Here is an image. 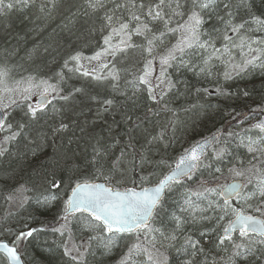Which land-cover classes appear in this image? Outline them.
Instances as JSON below:
<instances>
[{"label":"snow or ice","instance_id":"1","mask_svg":"<svg viewBox=\"0 0 264 264\" xmlns=\"http://www.w3.org/2000/svg\"><path fill=\"white\" fill-rule=\"evenodd\" d=\"M252 9L249 0H0V24L18 12L21 23L37 32L58 16L60 32L71 38L58 68L20 79L15 76L22 66L10 64L17 49L3 50L0 159L12 156L4 145L23 142L25 151L17 158L39 161L29 164L28 179L5 199L21 208L59 207V227L52 231L61 237L71 239L69 225L86 231L87 241L71 248L62 243L73 264H87V255L110 254L122 243L126 251L119 264H264V120L243 132L218 129L185 149L174 166L155 159L158 147L170 142L169 129L174 134L177 122L185 123L172 107L181 86L184 96L191 95L184 73L212 79L222 66L227 82L264 71V16ZM93 40L97 50L85 56L83 47ZM52 50L58 48L34 45L25 52L35 64ZM74 77L94 87L68 86ZM195 92L198 99L238 95L218 81L214 93ZM77 101L81 114L96 106L93 123H105L107 135H67L73 124L67 113L77 111ZM210 107L182 106L194 115ZM15 112L22 113L19 120ZM233 120L242 125L245 116L238 113ZM240 148L245 159L239 158ZM225 161L232 183L200 179L207 171L215 180ZM254 199L260 217L246 213ZM45 230L26 222L10 242L0 241V264H22L20 246ZM214 250L224 255L210 258Z\"/></svg>","mask_w":264,"mask_h":264},{"label":"trees","instance_id":"2","mask_svg":"<svg viewBox=\"0 0 264 264\" xmlns=\"http://www.w3.org/2000/svg\"><path fill=\"white\" fill-rule=\"evenodd\" d=\"M253 6V11L258 16H264V0H249ZM243 14V13H242ZM21 14L16 12L10 14L8 21L0 24V59H3V50L5 48H16L17 53L10 59V64L15 67L21 65L22 69L16 74L15 78L20 79L21 76H27L29 72H40L45 74L49 72V69L58 68L62 62L61 57L65 56L70 50L71 46L68 41L71 39L66 33H61L58 25L59 17H55L52 21H49L43 31L33 32L31 26L21 23ZM214 22V21H213ZM11 24V27L8 24ZM211 25L209 24L208 27ZM74 42V41H73ZM34 45L43 47L48 46L52 50L51 54L42 55L35 64L28 61L25 50H31ZM96 41L93 40L89 46L83 47V53L85 56L92 55L96 51ZM55 57V60H53ZM86 63V62H85ZM95 63V62H94ZM26 69V71H25ZM137 69L136 71H138ZM224 71L222 66H218L216 76L212 79L198 78L191 73H184L183 79L191 86V95L184 96V88L181 86L182 95L172 105L177 110V114L181 121L185 123L177 122L175 132L173 134L172 129H169L170 142L167 147L160 145L155 154V159L161 158L168 161V163L174 165L175 158L184 152L189 146L198 141L200 138L206 137L209 134L217 133L218 129L223 130L227 128L229 132H243L244 129L251 127L253 121L262 116L259 112L260 109H264V71L255 69L244 75L242 78H236L232 81H224L222 72ZM217 81L225 88L230 89L234 95L231 98L217 97L215 94L203 95L201 98H197L196 89L208 88L213 93L217 87ZM83 86L87 90H92L93 84H89L85 78H73L68 81V86ZM101 96L107 94L106 90L98 89ZM247 91L249 95L245 97L242 93ZM57 106L62 103L59 101H53ZM193 103H201L208 105L210 108H206L201 111L199 115L193 113H185L182 106H187ZM78 108L75 113L68 112L67 117L73 122L72 130L67 134L72 136L75 133V137L79 138L84 136L87 138V134L93 135H107V127L103 122L93 123V117L96 112V106L91 107V111L88 108H84V114L79 112V101H77ZM51 107V106H49ZM253 109L257 112L253 113ZM245 116V122L240 125L237 121L233 120V117L237 114ZM22 113L15 112L16 120H19ZM106 120L110 123L112 120L111 115L106 117ZM79 122V126L77 124ZM80 127L85 128V132L80 131ZM117 131L122 132L121 129ZM255 137V135H254ZM226 138V133L225 137ZM239 141H237L238 143ZM8 147L12 152V156L0 159V227L9 229L10 231H0V240L10 242L14 236L12 233L22 228L24 223H29L30 227L45 228L46 234L50 229L55 228L58 225V212L59 207L53 209L37 208L35 205L25 206L24 208H18L14 212L9 211L5 205V197L13 192L16 186L23 184L28 179V173L30 172L29 164L39 163V161H33L29 155L27 159L21 160L17 158V152L23 154L25 151L24 143L19 145L9 144ZM219 147V145H216ZM235 148V145H233ZM50 153L52 149L48 150ZM212 151V149H211ZM210 151V152H211ZM239 158L245 159L247 152L244 148L237 150ZM224 171L220 174H216L215 180L213 176L207 171L200 176L201 180L208 179L213 183L226 184L230 173L228 172V162L220 165ZM151 170V169H150ZM199 175V173H197ZM157 176L152 177V181L155 182ZM101 182V181H97ZM184 183H191L190 181H184ZM132 187L129 183L127 185H117L121 190L123 188ZM251 187V186H250ZM29 195H31L29 193ZM258 199V198H257ZM256 199V200H257ZM171 203V201H170ZM258 204L255 205V210ZM11 213V215H9ZM258 214H260L258 212ZM5 217L7 220L5 222ZM72 238L75 242H85L88 239V233L82 231L80 227L71 225ZM48 235V234H47ZM56 240L47 239L43 232L37 234V237L32 240H26L20 246V253L24 259L25 264H73V261L63 255L62 250L59 248ZM23 249V251H22ZM126 251L124 244L114 248L110 254L100 255L99 252L95 256L87 255V264H117L116 260L121 257L122 253ZM223 252L213 251L210 254L215 256L216 259L223 256ZM1 258V257H0ZM144 264H146V259Z\"/></svg>","mask_w":264,"mask_h":264},{"label":"rangeland","instance_id":"3","mask_svg":"<svg viewBox=\"0 0 264 264\" xmlns=\"http://www.w3.org/2000/svg\"><path fill=\"white\" fill-rule=\"evenodd\" d=\"M158 67H157V72H158ZM33 99H35V97H33ZM254 135H256V133L254 134ZM6 145H4V147H5ZM228 182L229 181H233L235 178L230 174L229 175V177H228ZM227 182V183H228ZM13 192H14V190H13ZM257 204V200L256 199H254V200H252V201H250L249 202V205L248 206H246V213L247 214H252V215H260V214H258V212L255 210V205ZM4 207H8V210L9 211H12V212H14L15 210H17L18 208H20V206H19V204L18 203H9L7 200L5 201V205H4ZM59 223L60 222H58V225L56 226V227H59ZM55 227V228H56ZM71 227V225H69V228ZM49 233H52L54 236H56L57 237V239H58V244L59 245H61L60 247H61V249H62V252H63V246H62V243H67L68 244V246H69V248H71V245L73 244V243H75V244H77V245H79V244H81V243H83V242H79V243H77V242H75V240L71 237V239H68V237H67V235L65 236V237H61L60 236V234L59 233H57V232H54V231H52V229H50V232ZM52 234H49L50 236H52ZM22 251H23V249H22ZM21 254H22V252H21ZM119 259H120V257H119ZM118 259V260H119ZM217 260H219V258L217 259Z\"/></svg>","mask_w":264,"mask_h":264},{"label":"water","instance_id":"4","mask_svg":"<svg viewBox=\"0 0 264 264\" xmlns=\"http://www.w3.org/2000/svg\"><path fill=\"white\" fill-rule=\"evenodd\" d=\"M260 120H264V115L263 116H261V117H259V118H257L255 121H254V123L253 124H255V123H257V122H259ZM214 134H217V133H213V134H210V136H208V137H205V138H202L201 140H199V142H201V143H203L206 139H208V138H210V137H212ZM210 149L211 148H209L208 149V153L210 152ZM182 154V153H181ZM181 154H179L176 158H175V160L176 159H178L179 158V156L181 155ZM207 154V153H206ZM175 160H174V162H175ZM174 166V165H173ZM233 181H230L229 183H227V184H230V183H232ZM250 215V214H249ZM255 216V215H254ZM257 217H260V216H258L257 215ZM6 242V241H5ZM0 256H2L3 257V254L2 253H0ZM22 264H24V262H23V259H22Z\"/></svg>","mask_w":264,"mask_h":264},{"label":"bare ground","instance_id":"5","mask_svg":"<svg viewBox=\"0 0 264 264\" xmlns=\"http://www.w3.org/2000/svg\"><path fill=\"white\" fill-rule=\"evenodd\" d=\"M254 134H255V132H253V133H251L250 135H252L253 137H254ZM256 136V135H255ZM50 231H48V235L46 234V230L43 232V234L45 235V238H47V239H53V240H56V242H57V244H58V239H57V237L56 236H54L52 233H49ZM49 234H52V236H50ZM59 245V244H58ZM61 246V245H60ZM60 249H61V247H59ZM62 250V249H61ZM218 259V258H217ZM116 263L117 264H119V260L117 259L116 260Z\"/></svg>","mask_w":264,"mask_h":264}]
</instances>
